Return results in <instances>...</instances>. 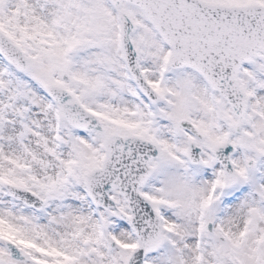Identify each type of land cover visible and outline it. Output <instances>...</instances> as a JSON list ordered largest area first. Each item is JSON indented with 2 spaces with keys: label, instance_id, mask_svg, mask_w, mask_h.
Instances as JSON below:
<instances>
[{
  "label": "snow or ice",
  "instance_id": "1",
  "mask_svg": "<svg viewBox=\"0 0 264 264\" xmlns=\"http://www.w3.org/2000/svg\"><path fill=\"white\" fill-rule=\"evenodd\" d=\"M0 264H264V0H0Z\"/></svg>",
  "mask_w": 264,
  "mask_h": 264
}]
</instances>
